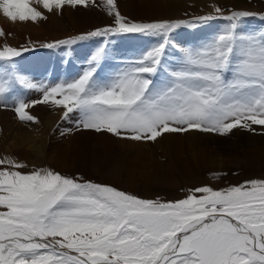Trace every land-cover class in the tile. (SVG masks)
Here are the masks:
<instances>
[{"label": "snow or ice", "instance_id": "1", "mask_svg": "<svg viewBox=\"0 0 264 264\" xmlns=\"http://www.w3.org/2000/svg\"><path fill=\"white\" fill-rule=\"evenodd\" d=\"M37 3L51 11L66 3L86 4V0ZM106 5L114 26L56 42L72 45L103 38V46L77 79L34 83L15 74L14 80L41 92L42 102L62 106L65 119L75 111L77 128L136 141H154L162 133L188 129L223 134L236 127L264 126V32L237 33V21L252 13L233 12L224 17L230 26L211 43L183 49V66L172 70L168 83L156 88L146 74L157 73L166 48L173 46L171 33L195 24L138 23L121 16L114 0H106ZM0 10L12 21L44 18L30 0H0ZM222 11L215 8L216 13ZM214 18L203 16L196 22ZM137 33L160 42L126 71L107 82L97 81L109 38ZM20 55L11 47L0 50V59ZM230 71L233 79L226 78ZM10 83L0 79V101ZM27 107L20 100L15 111L21 120L33 121ZM4 163L0 160V165ZM245 183L251 187L222 191L200 187L185 199L162 203L109 185L78 182L51 170L30 174L0 170V264H264V180Z\"/></svg>", "mask_w": 264, "mask_h": 264}, {"label": "rangeland", "instance_id": "2", "mask_svg": "<svg viewBox=\"0 0 264 264\" xmlns=\"http://www.w3.org/2000/svg\"><path fill=\"white\" fill-rule=\"evenodd\" d=\"M30 2L31 6L40 11L44 18H39L36 21H20L18 19L22 30L21 34L14 29L9 30L0 18V30L4 33V35H0V50L5 47H11L21 52L20 56L11 60L0 59V79L11 81L7 86L8 90L3 100L0 101V109L9 110L19 124L32 129L39 136H43V133L46 132L44 131L45 123L43 117L49 114L47 113L42 117V114L46 112L44 106H49L50 112H61L62 116L59 121L64 119L65 109L62 106L53 105L50 101L47 103L42 102L43 94L41 92L23 87L14 80V75H23L34 83L48 84L71 82L77 79L88 67V60L97 48L103 46V38L94 37L80 40L72 45H58L56 42L76 38L96 29L114 26L115 21L114 16L109 15L106 0H86V4L75 6L66 3L60 8L53 7L51 11L44 9L42 4L37 3V0H30ZM128 2H125L123 7L125 10H123L119 7L117 0H114L115 7L121 16L126 17L130 21L138 23L185 21L195 24L194 27H188L187 24L182 25L171 33L173 46L166 48L157 73L155 75L146 74L148 78L153 80V85L156 88L163 87L168 83L169 74L172 70H180L183 66V49H199L211 43L230 26L231 22L224 17L231 16L233 12H249L253 14L237 21L238 34L259 35L264 32V0H235L231 1L232 3L226 0H188L175 4L172 8L173 11L167 7L160 6L156 11L157 14H149V16L140 13L141 10L137 6L133 7L132 11L129 10L128 8L130 7L128 6L135 4L136 0ZM216 7L222 9V13H216ZM208 15L216 18L204 23L196 22L197 18ZM202 33L207 36V39L205 38L204 41L199 42L194 39L196 35H201ZM116 39L124 40V43L129 40V43L134 45L129 46L126 50H122L119 47L116 50H112L110 45L112 42L117 41ZM159 42L157 37L138 33L110 37L107 54L98 65L96 80L107 82L118 73L126 71L133 62L140 59ZM48 44H53L54 47H45ZM226 78L233 79V73L231 71L228 72ZM20 100L28 104L25 111L35 118L33 121L19 118L15 108ZM34 101L37 103L33 104ZM70 118L76 124L79 120V115L74 111L70 114ZM248 123L250 124V121ZM1 126L0 121V140L3 135ZM84 130L91 131L99 136H106L109 133L107 131L97 132L93 129ZM194 130L188 129L187 131H180V133L185 135ZM166 133H162L154 141H150L153 143L155 141L159 142L161 147L163 146L161 149H164L166 146ZM209 133L213 134V139L201 140V142L207 143L204 145L207 150H199L198 146L195 147L194 161H190L192 170H189L187 164L184 167L185 169H183L179 163L181 160H176L171 153L164 156L159 152L157 159L160 163L159 166L157 165L151 171L152 182L148 183L149 180L144 182L136 179L131 187L125 188L127 191L121 190L113 183L111 184L108 179L111 176H106L108 172H106L105 166L103 167V161L100 163L101 168L97 172L92 169L81 170L71 166V162L78 154L76 150L67 155V159L63 161L64 167L60 169L58 165L48 163L45 160L49 150H45L40 154L42 158L37 157L34 159L35 161L26 163L21 158L9 155L7 151L6 153L3 149H0V160L5 161L3 165H0V170L20 171L22 174H30L37 170H51L62 176L78 178V182L90 181L109 185L140 199L162 203L185 199L188 195L193 194L192 190L200 187H211L215 191H222L242 185L251 187L246 185L245 182L254 179L264 180V126L236 127L223 134L212 131H209ZM197 137L198 135H194V146L195 144L198 145ZM159 139L160 141H158ZM65 143V141H62L63 148H65ZM106 145L105 147L108 149V144ZM186 148H188V144ZM192 149L188 148L187 150L191 151ZM20 151L22 152V150ZM218 154H220L219 157L222 162L216 165L214 161L216 160L215 156ZM58 158L60 159L62 156L58 155ZM9 161L23 165V167H12L8 163ZM67 165H70V167ZM163 171L171 175L173 179H176L177 183L169 186L171 182L167 179L168 177H165L166 181L158 177ZM195 194L197 196L203 195L201 193ZM0 210L3 209L0 208Z\"/></svg>", "mask_w": 264, "mask_h": 264}, {"label": "bare ground", "instance_id": "3", "mask_svg": "<svg viewBox=\"0 0 264 264\" xmlns=\"http://www.w3.org/2000/svg\"><path fill=\"white\" fill-rule=\"evenodd\" d=\"M128 1L132 0H117L119 7L123 10H125L123 8L125 2ZM183 1L186 2L188 0H136L135 4L128 6L130 7L128 9L132 11L133 7L137 6V8L141 10L140 13L149 16V14H157L156 11L160 6L167 7L169 10L173 11V6L182 3ZM226 1L231 2L235 0ZM0 18L9 30L14 29L21 34L22 30L18 19L16 21L10 20L3 15L2 10H0ZM206 37L207 36L202 33L201 35H196L194 39L199 42L204 41ZM126 42V45H124V40H117L112 42L110 47L112 50H116L118 47L122 50H126L129 46L134 45L129 43V40ZM44 109L46 112L42 114V117L49 113L47 116L43 117L45 123L44 131L46 132L43 133V136H39L32 129L24 125L23 127L19 124L9 110L1 108L0 121L2 124L3 135L0 140V149H3L4 152L7 151L8 153H6L9 155L21 158L26 163L35 161L34 159L37 157L42 158L40 154L45 150H49V154H47L45 160L48 161V163L58 165L60 169L64 167L63 161L67 159V155H70V153H73L76 150L78 154L71 162V166H75L81 170L92 169L97 172L100 170V163L103 161L105 164H103V167L105 166L106 172H108L106 173V176H111L108 178L111 181V184H115L124 191H127L125 188L128 186L131 187L136 179L144 182L149 180L148 183L152 182L151 171L157 165L159 166L160 162L157 159L159 152L164 156L171 153L176 160H181L179 163L183 169H185L184 167L187 164L189 170H192L190 161H194L195 147L198 146L199 150H207L204 148V145L207 143L201 142V140L203 139L206 141L208 138H214L213 134L209 133V131H201L199 129H195L193 132L185 135L180 132H167L166 146L164 149H161L163 146L161 147L160 143L157 141H155V143L147 139L136 141L112 133H108L106 136H99L91 131H85L83 128H77V125L73 123L71 118H64L59 121L62 113L55 111L50 112L49 106H44ZM173 126L175 127L176 125ZM194 135H198V145L195 144V146L193 142ZM62 141L66 142L65 148L62 146ZM158 141H160V139ZM106 144H108L109 151L105 147L107 146ZM187 144L188 148H193L191 151L187 150ZM20 150H22V152ZM58 155L60 157L62 156V158L59 159ZM219 155L220 154L215 156V161L213 160L216 165H219L222 162ZM128 164L129 166H127ZM67 166L70 167V165ZM158 177L163 178L165 181L168 179L171 182L169 186H173L177 183L176 179H173L171 175L164 171L158 175ZM165 177L168 178L166 179Z\"/></svg>", "mask_w": 264, "mask_h": 264}]
</instances>
